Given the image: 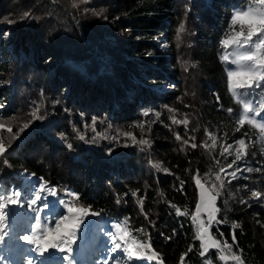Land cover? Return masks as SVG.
<instances>
[{"label":"trees","instance_id":"trees-1","mask_svg":"<svg viewBox=\"0 0 264 264\" xmlns=\"http://www.w3.org/2000/svg\"><path fill=\"white\" fill-rule=\"evenodd\" d=\"M248 2L0 0V102L5 104L0 122L12 128V133L0 131L11 164L5 167L0 161V180L20 187L18 174L27 170L35 174L33 180L43 177L61 193L65 188L79 193V202L91 205L100 216L127 222L136 238L150 239L163 264H181L180 257L186 252L183 264H202L208 257L199 255L193 222L189 216L176 215L169 205L194 211L197 169L201 178L208 179L207 186L218 185L215 174L235 159L230 155L225 160L220 145L247 133L248 154L234 165L243 171L231 183L227 182L230 177L225 178L217 200L218 219L227 222L213 225L211 232L223 242L222 232L231 244V224L238 222L241 227L235 230L233 252L245 264H264V200L250 196V190L264 191V141L259 129L251 125L235 131L239 125L226 109L233 108V116H238L242 106L227 90L225 64L220 60L223 50L219 48L233 9L247 7ZM101 10V15L93 14ZM182 20L186 31L178 42L176 30ZM5 32L10 35L5 37ZM158 35L167 43L168 56L153 40ZM193 63L196 67L184 70ZM164 81L173 89L157 91ZM41 102L39 115L45 118L31 121L29 113ZM145 111L148 117L143 116ZM173 115L188 119L187 127L172 124ZM93 117L98 121L97 131L108 139L87 144L76 138L73 129L91 138L95 134L85 125ZM30 121V127L21 132L22 125ZM142 121H147L143 132L138 127ZM206 128L219 138L215 149H192L190 136L197 145L211 144ZM125 132L137 140L148 139L151 146H133ZM17 133L19 138L13 140ZM59 133H65L67 141ZM176 133L181 141L176 140ZM66 142L73 144V151L66 148ZM108 149L113 150L111 156ZM149 161L160 163L171 174L157 172ZM247 167L262 171L248 173ZM142 197L143 213L138 204ZM93 218L89 216L85 222ZM141 228L144 233L135 231ZM190 245L193 250L188 252ZM208 256L214 264H235L230 259L219 261L216 250H210Z\"/></svg>","mask_w":264,"mask_h":264},{"label":"snow or ice","instance_id":"snow-or-ice-1","mask_svg":"<svg viewBox=\"0 0 264 264\" xmlns=\"http://www.w3.org/2000/svg\"><path fill=\"white\" fill-rule=\"evenodd\" d=\"M75 7V5H73ZM189 9L186 6L185 14ZM101 12H94V15H101ZM28 14L25 13V16ZM15 21H9L14 23ZM186 31V22L181 21L176 30L175 39L179 42L181 34ZM9 36L10 33H3ZM179 47V43L177 45ZM219 48L223 50L220 55V60L225 64L227 90L232 98L242 106V112L238 116H233L234 109L229 107L226 109L227 113L236 120L239 127L235 128L239 132L246 124L253 128L259 129L260 138L264 141V0H249L247 7L233 9L228 27L219 40ZM231 49V51H229ZM187 64V62H185ZM228 64L234 67H227ZM189 67H196L193 63L185 66L184 70L188 71ZM155 84L156 81H153ZM174 87V86H173ZM259 90V92H257ZM217 103L220 102V97H216ZM43 103L37 104L29 113L31 121L37 119H44L45 117L39 115ZM167 107V106H166ZM185 107H188L186 104ZM5 108V104L0 103V110ZM68 111V109H65ZM169 112L174 113V109L168 108ZM143 116L148 117L149 112H143ZM159 116V113H157ZM260 118L259 120L257 118ZM172 124H183L187 127L188 119L178 120L175 115L170 117ZM30 122L24 123L20 129L23 132L30 127ZM97 118L93 117L91 124H86L85 128H90L95 134L91 138H86L85 133L77 131L76 138L87 144L97 143L98 140L108 139L105 133L97 131ZM147 121H142L138 127L144 131ZM111 127V125H109ZM149 131L151 128L149 126ZM0 131L12 133L11 126H7L4 122H0ZM60 137L67 141L65 133H59ZM119 135V134H118ZM124 135L132 140V145H140L150 147L151 143L148 139L141 137L139 140L132 133L125 132ZM205 135L211 141L209 145L207 141L197 145L194 136H190L189 140L193 141L190 144L192 149L197 147L208 149H215L218 141L216 134L205 129ZM247 133H244L242 138L234 140L233 143L226 141L220 145V155L227 160L228 156L233 153L230 151L233 144L238 145L235 149V159L220 167L219 172L215 174V181L208 187V179L201 178L199 169L196 175L193 176L196 187L199 190L198 201L195 205V210L191 213L184 209L183 211L175 204L169 206L174 208L176 215L189 216L193 225L196 228L195 239L199 241V255L202 258L208 257L202 261V264H214L211 257L208 256L210 250L218 252L219 261L231 260L235 264H245L241 255L233 252V245L237 243L236 229L241 225L233 221L232 228V243L229 244L224 234L221 232L218 239L212 234L211 229L213 225L226 223V220L218 219V213L221 211L217 207V200L221 194V189L225 185V178L228 183L238 178V173L243 169L235 167L238 161L247 156L248 144L246 143ZM19 138V133L12 136L13 140ZM177 141H181L182 137L179 133L175 134ZM115 139V137H113ZM189 140H183V144L188 145ZM66 148L69 151L74 150L72 143L66 142ZM128 146V145H125ZM144 147L141 150H144ZM183 150V149H181ZM112 149L107 150V155H112ZM264 153V147L261 148ZM255 155V153H254ZM10 154H7L5 144L0 140V161L5 167H11ZM151 166L157 172L171 174L167 168H162L160 163H152ZM220 163L219 160L216 161ZM232 169V171H228ZM247 172L252 173L261 172L262 168L247 167ZM223 174V175H222ZM22 186L12 187L0 180V264H81L79 257L84 252L88 245V234L90 226L93 221L85 222L89 216L96 217L102 215L101 212L94 211L91 205H83L80 203V194L71 189L65 188L63 192L57 186L50 185L43 177L38 180L30 179V176H35L34 173L28 174L27 170L18 174ZM209 174H204L207 177ZM247 179L248 177H239ZM179 179V178H178ZM181 189L184 181H180ZM245 189L248 185H243ZM135 197L136 191L132 192ZM162 195V193H161ZM250 196L257 201L264 200V191L250 190ZM48 197H53L49 200ZM142 197L138 204L143 209ZM117 204L121 201L118 199ZM240 203L247 204V200H241ZM62 206V207H61ZM206 217V218H205ZM145 219H148L145 213ZM150 223L155 226L154 222ZM83 225V228L81 227ZM111 228L114 231L106 232L110 236V246H105L102 251H106L111 257V264H131L133 261H147L151 264L156 261L157 264H163L160 254L154 250L150 239L142 241L133 235L129 229L127 222L121 223L119 221L112 223ZM135 231L144 233V229H136ZM163 235V234H162ZM80 243H77V241ZM166 239H171L166 237ZM27 247H23L21 245ZM75 246V247H74ZM54 250V251H50ZM193 250L190 245L188 252ZM242 251V250H240ZM55 253L61 255L57 257ZM187 252L180 257L181 264L185 261ZM95 264V262H93ZM103 264H110L109 259H104Z\"/></svg>","mask_w":264,"mask_h":264},{"label":"rangeland","instance_id":"rangeland-1","mask_svg":"<svg viewBox=\"0 0 264 264\" xmlns=\"http://www.w3.org/2000/svg\"><path fill=\"white\" fill-rule=\"evenodd\" d=\"M154 42L159 48H162L163 54L165 56H168V50H167V43L163 36L158 35L154 37ZM8 49V45L6 46ZM231 51V49L229 50ZM20 56L23 57L22 53H20ZM234 67L233 65H230V68ZM157 91H164V90H172L173 87L168 81H164L162 83V88H157ZM1 103V102H0ZM238 147V145L233 144V148L230 150L233 154L232 156L235 157V149ZM22 173V172H21ZM29 174V173H28ZM30 179H32V176H30ZM211 186V184H210ZM208 186V187H210ZM13 187V186H12ZM198 190V189H197ZM199 194V190H198ZM49 200L53 199V197H48ZM62 207V206H61ZM206 218V217H205ZM93 224L90 226V231L88 234V245L86 249H90L92 252H87V258L89 259L88 264H103L104 259H109L111 264V257L106 251H102V249L107 245L110 246V236L106 235V232L114 231V229L111 228L112 223L111 221H108L102 216H96L93 218ZM83 228V225H81ZM22 244V242H21ZM86 249L84 251H86ZM54 251V250H50ZM57 257H59L60 253H55ZM7 264V262H5ZM131 264H149L147 261H133ZM151 264H157L156 261H152Z\"/></svg>","mask_w":264,"mask_h":264},{"label":"bare ground","instance_id":"bare-ground-1","mask_svg":"<svg viewBox=\"0 0 264 264\" xmlns=\"http://www.w3.org/2000/svg\"><path fill=\"white\" fill-rule=\"evenodd\" d=\"M79 241V240H78ZM80 242V241H79ZM75 247V246H74ZM92 252V251H91Z\"/></svg>","mask_w":264,"mask_h":264}]
</instances>
